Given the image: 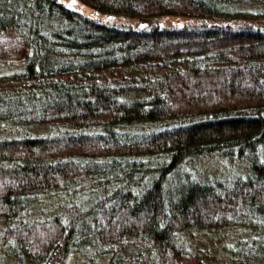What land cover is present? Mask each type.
Instances as JSON below:
<instances>
[{
  "label": "trees",
  "instance_id": "1",
  "mask_svg": "<svg viewBox=\"0 0 264 264\" xmlns=\"http://www.w3.org/2000/svg\"><path fill=\"white\" fill-rule=\"evenodd\" d=\"M77 1L0 0V35L26 45L0 73L6 260L264 264V0ZM246 155L244 177L194 175ZM85 189V208L28 215Z\"/></svg>",
  "mask_w": 264,
  "mask_h": 264
},
{
  "label": "rangeland",
  "instance_id": "2",
  "mask_svg": "<svg viewBox=\"0 0 264 264\" xmlns=\"http://www.w3.org/2000/svg\"><path fill=\"white\" fill-rule=\"evenodd\" d=\"M61 1L67 3L69 0ZM75 6L76 4L74 3L72 8ZM101 17L115 23L124 22L137 24L136 20H125L121 17ZM177 22V19L175 20L174 18H160L154 19L150 23L175 25L177 24ZM24 42V39L13 30L5 31L0 35V73H3V70H5L7 67L10 69L14 68L15 65L19 63V60L24 53V49H26V45ZM256 155V159L258 160L264 158V146L261 149V152H256ZM251 160V155H246L239 158L231 156H203L196 160L193 164L194 171L196 172V174L194 175L202 180H219L222 182H226L230 178L237 179L248 174ZM68 191L70 190L68 189ZM96 196L98 195H91L90 192L85 189L80 190L73 196L68 194V192H64L61 195L42 197L38 201L36 200L32 202L30 208L28 209V215L31 213L30 216L38 217L41 213L44 212L43 217H49L50 215L58 213L66 207H72L69 208V210L75 211L78 207H87L93 201V199H95ZM10 225L11 224H6L3 218H0V264H5V261H9L6 260L7 254L5 253L6 255H4L2 253L5 252L7 247L11 246L9 239H6V237L4 236L6 227L8 228V226ZM85 248L86 247L82 245H78L77 247H75V251L73 250L65 255L64 263L87 264V256L86 254H82V251ZM10 260L12 261V264H20L15 259L11 258Z\"/></svg>",
  "mask_w": 264,
  "mask_h": 264
},
{
  "label": "water",
  "instance_id": "3",
  "mask_svg": "<svg viewBox=\"0 0 264 264\" xmlns=\"http://www.w3.org/2000/svg\"><path fill=\"white\" fill-rule=\"evenodd\" d=\"M76 4V8H79V9H84V6L83 5H81L77 0H69L68 2H67V5L70 7H72L73 6V4ZM91 13L92 14H95L96 12H94V11H91Z\"/></svg>",
  "mask_w": 264,
  "mask_h": 264
}]
</instances>
